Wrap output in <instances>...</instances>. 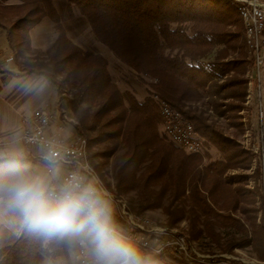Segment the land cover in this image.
I'll return each instance as SVG.
<instances>
[{
    "label": "trees",
    "instance_id": "trees-1",
    "mask_svg": "<svg viewBox=\"0 0 264 264\" xmlns=\"http://www.w3.org/2000/svg\"><path fill=\"white\" fill-rule=\"evenodd\" d=\"M65 1L86 20L96 42L140 76L143 83L144 78L150 81L144 83L149 96L143 102L117 88L103 57L68 39L52 0H0V29L14 60L38 56L33 64L24 63L23 75L42 77L58 92L63 85L75 92L76 98L68 102L76 124L74 130L86 140L88 162L105 186L99 171L101 165L91 163L89 156L92 149L101 146L104 151L94 158L110 166L115 193L135 191L141 211L157 209L163 198L172 202L185 200L209 224L236 230L246 238L249 227L248 243L254 237L264 240L263 136L261 149L244 150L202 118L183 111L185 103L220 98L238 102L224 107L221 115L229 114L228 119H237V113L243 109L239 105L246 96L242 77L250 71L252 57L249 54L246 60L242 51L244 27L232 2ZM44 18L54 23L57 37L40 54L32 50L30 33ZM219 47L221 52L216 59L206 62ZM236 50L237 59L227 61L228 52ZM152 95L180 112L193 126L202 141L203 156L188 155L160 135L162 119ZM235 124L239 129L244 126L243 122ZM209 147L217 149L221 159L204 166L205 150ZM120 151L122 154H118ZM253 157L256 164L251 174L229 175L239 169V162L243 170H249ZM145 159L148 163L140 169ZM10 160L15 159L0 160V170ZM250 184L252 187L248 188ZM262 211L257 222V214ZM80 244L91 251L86 240H50L33 232L25 221L17 232L1 226L0 264H40L46 258L55 259L60 251H76ZM154 260L144 259L145 264Z\"/></svg>",
    "mask_w": 264,
    "mask_h": 264
},
{
    "label": "rangeland",
    "instance_id": "rangeland-1",
    "mask_svg": "<svg viewBox=\"0 0 264 264\" xmlns=\"http://www.w3.org/2000/svg\"><path fill=\"white\" fill-rule=\"evenodd\" d=\"M52 3L58 15L60 25L65 31L68 39L71 40V42L73 41L77 43L79 38L81 45L84 47V50H91L95 52L96 50L95 48L99 46L109 51L106 47L95 41L93 35L90 32L88 23L79 14L77 9L69 8L65 0H52ZM44 19H47L48 23H51V25H53L54 35H56L57 37L54 28V23L48 18H44ZM243 42L245 44V41ZM245 46H243L242 51L244 52L246 57L245 59L247 60V58L249 59V56L251 54L247 49V47ZM239 50H236L233 53L228 52L230 56H228L226 60L232 61L234 59H237L236 57L238 53L237 51ZM220 52H221V48L219 47L212 54H210L205 59V61L207 62V61L215 60L217 55L220 54ZM109 53L111 52L109 51ZM111 58L112 61L116 64V66L109 64L107 62L108 72L109 74L113 73V75H115L114 77H112V80L113 83L117 86V88L121 92H123L132 83L139 84L140 86H144L146 94L147 96H149L148 87L144 83H149L150 81L144 78L145 82L143 83L141 81L140 76H138L136 73L131 71L123 63L118 61L113 55L111 56ZM35 59L37 60L38 56L27 57L25 58L24 63L33 64ZM28 61H33V63H30ZM242 79L246 82L245 85L246 96L244 102L242 104L239 103V105L243 109L239 113H237V119L234 118L228 119L226 116H228L229 114L226 116L221 115V113L225 110L224 107L226 105L233 103L235 105L238 104V102H235L231 99L223 100L224 98H220L211 101H207L205 99L198 102L185 103L183 105L184 106L183 111H190L192 112L193 115H197L198 117L202 118L205 121V123L209 125L212 129L220 133L223 137L234 140L244 150L261 149L262 147L261 139L263 136V121H264V69L263 71L260 72V78H259L260 80L258 81L256 79V69L254 66V60L252 58V66L250 68V71H248L245 74V76L242 77ZM64 93L66 94L67 98L65 99L66 101L64 104H62V106L67 110L68 118L72 119L73 124H75L74 117L71 112V107L70 104L68 103L72 99L74 100L76 98L75 92L69 90L67 87L63 85L59 89V94H64ZM152 97H156V96L155 95L150 96V98ZM211 103H213L215 107ZM259 103H261L262 105L261 111L259 108ZM237 122H243L244 126L241 129L236 128L235 123ZM159 133L161 136L164 137L161 128L159 129ZM253 142H254V148L252 146ZM103 151H104L103 146L92 149V151L89 152L91 163H93L94 165H98V164L101 165V169L98 170L100 171V175L103 177V180L106 183L108 190L112 193V195L115 194L114 195L115 198L120 199L126 203L127 211L129 213L135 216L142 217L146 220H149L154 225L171 228L177 231V233L186 236L190 249L196 255L215 257L218 260L222 259L221 257L224 256H232L234 258L240 259V261H242L245 264H257V262L264 260V240L257 239L256 237H254V240L248 243L251 237L250 236L251 230L249 227L247 228L249 236H247L246 238L243 237L241 234H239V232H237L236 230L224 229L219 226H213L211 225V223L209 224V222H207L205 218L198 211L191 209V207L188 205V202L185 200L181 202H172L167 198H163L160 206L157 209L151 211H141L140 201L137 198V194L135 191H130L124 195L115 193L116 192L115 181L110 166L106 163L104 164L102 160L100 159L96 160V158H94V155L96 153H100ZM205 151H207L206 153L207 158L203 160L204 166H206L210 162L218 161L219 159H221L220 158L221 153L217 149L213 147H209ZM120 153L122 154L121 151L118 152V154ZM144 161L145 163L140 165V169L144 168L147 165L148 160L145 159ZM110 162L111 160L109 161V163ZM255 164H256V159H254L253 157L251 168L249 170H243L242 169L243 164L239 162V169L229 172V175H249L254 169ZM251 187H252L251 184L248 185V188ZM263 196H264V190L262 193V197ZM108 207L109 209L111 208V206ZM245 207L246 209L249 210L256 209V207L254 206H245ZM262 213L263 211L257 214V218H256L257 222L260 221V215H262ZM238 216L241 219H244L243 216L240 215ZM111 217L114 225L117 228H120L121 227L120 222L112 214ZM244 240L247 242V244L243 242ZM80 245L84 246L83 244ZM157 263L184 264L179 261L173 262L169 259H161L159 260V262L155 261V264Z\"/></svg>",
    "mask_w": 264,
    "mask_h": 264
},
{
    "label": "built area",
    "instance_id": "built-area-1",
    "mask_svg": "<svg viewBox=\"0 0 264 264\" xmlns=\"http://www.w3.org/2000/svg\"><path fill=\"white\" fill-rule=\"evenodd\" d=\"M230 1L242 19L245 45L254 60L256 79L259 81L260 72L264 69V0ZM13 63V54L0 50V68ZM152 100L162 119L161 129L164 137L188 155L203 156L202 141L183 115L170 108L157 96L152 97ZM259 108L261 111V103H259ZM51 123L50 112L36 110L29 120V127L23 133V145L40 150V159L47 163L49 169L64 167L65 172L60 188L73 176L78 177L84 184L91 185L96 190V194L108 206H111V214L121 225L117 229L131 242L143 259L155 258L152 264L161 259L179 261L184 264H245L232 256H224L218 260L215 257L196 255L190 249L186 236L171 228L154 225L149 220L129 213L126 203L115 198L108 191L90 166L86 140L81 136L71 139L48 136L46 133ZM60 188L51 192L56 194ZM75 262L76 264H94L87 257L84 246L81 245L76 250ZM257 264H264V260Z\"/></svg>",
    "mask_w": 264,
    "mask_h": 264
},
{
    "label": "clouds",
    "instance_id": "clouds-1",
    "mask_svg": "<svg viewBox=\"0 0 264 264\" xmlns=\"http://www.w3.org/2000/svg\"><path fill=\"white\" fill-rule=\"evenodd\" d=\"M3 209L19 210L29 228L47 239L86 240L95 264H145L114 225L107 203L76 176L53 194L45 174L31 171L22 160H10L0 170Z\"/></svg>",
    "mask_w": 264,
    "mask_h": 264
},
{
    "label": "crops",
    "instance_id": "crops-1",
    "mask_svg": "<svg viewBox=\"0 0 264 264\" xmlns=\"http://www.w3.org/2000/svg\"><path fill=\"white\" fill-rule=\"evenodd\" d=\"M53 25L47 19L35 27L30 33L33 52L44 54L56 40ZM76 46L84 50L78 38ZM95 53L101 55L109 64L111 53L103 47L97 46ZM0 50L10 53L5 33L0 29ZM24 60L16 58L12 65L0 68V160H22L30 165V170L45 174L49 179L50 191L60 188L64 167L49 169L47 163L40 159L41 151L27 148L22 143L25 129L36 110L51 113L52 123L46 133L48 136H59L71 139L77 136L73 120L68 118L67 110L62 106L67 98L66 94H59L56 87L42 77L23 75ZM33 63V61H28ZM114 77L113 73H110ZM117 83V82H116ZM123 92H130L139 102L147 96L144 86L132 83ZM75 123V122H74ZM24 217L19 210H0V227H6L13 232L23 225ZM87 257L95 264V257L84 246ZM76 251H60L55 259H44L40 264H76Z\"/></svg>",
    "mask_w": 264,
    "mask_h": 264
},
{
    "label": "water",
    "instance_id": "water-1",
    "mask_svg": "<svg viewBox=\"0 0 264 264\" xmlns=\"http://www.w3.org/2000/svg\"><path fill=\"white\" fill-rule=\"evenodd\" d=\"M263 144H264V121H263Z\"/></svg>",
    "mask_w": 264,
    "mask_h": 264
}]
</instances>
